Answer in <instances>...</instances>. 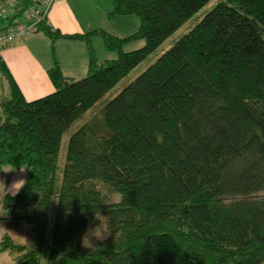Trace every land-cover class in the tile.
<instances>
[{"label":"trees","instance_id":"trees-1","mask_svg":"<svg viewBox=\"0 0 264 264\" xmlns=\"http://www.w3.org/2000/svg\"><path fill=\"white\" fill-rule=\"evenodd\" d=\"M37 1L18 0L19 11ZM111 1L107 16H137L135 32L62 34L47 15L39 23L52 42L86 43L84 77H65L54 60L55 91L27 101L0 57L9 81L0 168L27 172L18 193L3 197L0 220L28 224L35 236L28 249L4 234L0 251L40 264L56 195L46 264H264V0H220L101 118L84 122L68 139L57 187L64 133L210 0ZM94 35L115 59L97 60ZM130 40L144 45L123 51ZM99 212L110 236L76 243Z\"/></svg>","mask_w":264,"mask_h":264},{"label":"rangeland","instance_id":"rangeland-1","mask_svg":"<svg viewBox=\"0 0 264 264\" xmlns=\"http://www.w3.org/2000/svg\"><path fill=\"white\" fill-rule=\"evenodd\" d=\"M69 6L78 10V22L85 24V20H91L93 24L90 26L95 29H101L107 33L118 37H125L135 32L139 26V18L135 15H124L115 16L110 18L108 16L102 15L104 11H111L112 1L111 0H68ZM220 0H210L204 7H202L192 18L187 22L182 24L173 34H171L156 50H154L149 56H147L142 62H140L134 69H132L124 78H122L113 88H111L105 95L98 101L92 108H90L80 119H78L62 136L60 150L58 154V168H57V187L59 188L61 184V176L63 171V166L65 164V154L67 150V143L69 137L79 128L84 122L91 121L93 118H101L102 110L107 102L114 98L121 90L133 82L143 71H145L150 65H152L163 53H165L169 48H171L182 36L189 32L203 16L209 12ZM77 13V12H75ZM76 15V16H77ZM103 17V19H102ZM40 31L31 35L30 39H39ZM113 32V33H111ZM44 37V36H41ZM46 37V36H45ZM49 39V38H47ZM48 41V40H47ZM144 45V40H130L123 44V51H132L140 48ZM91 46L94 51V56L98 61H104L109 59H115L117 54L115 52H108L103 44V38L101 35H94L91 38ZM4 47V46H3ZM0 47V48H3ZM74 78H82V75H75ZM79 76V77H78ZM71 79V78H70ZM9 93V81L6 74L0 69V99ZM18 168H13L11 166H5L0 168V181L3 182L5 191L11 194L12 185L14 182L24 180L27 172L26 170L17 171ZM25 173L24 177L23 174ZM118 196V195H117ZM3 191L0 188V217L6 216V211L2 207L3 201ZM119 197V196H118ZM116 199V196L114 197ZM57 199L56 195L53 196L51 202V209L49 213L48 226L46 229V243L44 251L40 258V264H46V254L49 240L51 237V228L55 220L57 213ZM14 226L11 222H4L0 220V236L5 232L10 234L17 242L25 244L28 249L34 247L35 236L30 230L28 224L21 223ZM104 214L99 212L92 223L88 227L87 231L79 234L75 238V242L82 246H90L93 243L108 238L109 232L104 233L101 231V235L104 237L100 239L97 237V233L100 228L105 227ZM28 232H27V231ZM0 264H17L16 261L8 255L7 252L0 251Z\"/></svg>","mask_w":264,"mask_h":264},{"label":"crops","instance_id":"crops-1","mask_svg":"<svg viewBox=\"0 0 264 264\" xmlns=\"http://www.w3.org/2000/svg\"><path fill=\"white\" fill-rule=\"evenodd\" d=\"M68 2V0H54L48 10L46 22L62 34L85 33L96 30L90 27L93 24L91 20H85V24L79 23V16L77 15L79 11L71 8ZM103 12L102 15L106 17L109 11L103 10ZM39 33L41 34L39 39H30L31 35L34 34L32 33L0 48V57L27 101L43 97L55 91V87L47 74V70L52 67L54 60L58 63L62 74L71 79H76L73 73L84 77L88 71V50L84 41L57 39L52 42L42 32ZM52 45L54 46L53 54L51 52ZM16 170L22 169L18 168ZM24 171L23 169L22 172ZM24 175L25 173L23 177ZM1 221L11 222L14 226H17L14 220L11 219H2ZM4 234L8 233L5 232ZM3 235L0 236V241ZM8 235L16 241L10 234ZM3 252H7L10 258L17 263V255H12L8 251Z\"/></svg>","mask_w":264,"mask_h":264},{"label":"built area","instance_id":"built-area-1","mask_svg":"<svg viewBox=\"0 0 264 264\" xmlns=\"http://www.w3.org/2000/svg\"><path fill=\"white\" fill-rule=\"evenodd\" d=\"M54 0H38L20 12L18 0H0V47L38 32Z\"/></svg>","mask_w":264,"mask_h":264},{"label":"clouds","instance_id":"clouds-1","mask_svg":"<svg viewBox=\"0 0 264 264\" xmlns=\"http://www.w3.org/2000/svg\"><path fill=\"white\" fill-rule=\"evenodd\" d=\"M25 181L20 180L17 182H14L12 185V190H11V194L15 195L16 193H18V191L23 187ZM0 188H2L3 194L4 196L7 195L8 193L5 191L4 188V184L2 181H0ZM109 230V227L105 226L103 228H100V231L96 234L98 238L103 239L104 237L101 235V231H103L104 233H107Z\"/></svg>","mask_w":264,"mask_h":264}]
</instances>
